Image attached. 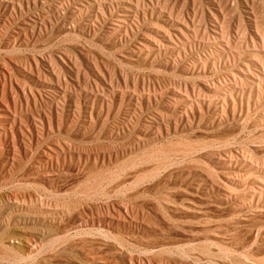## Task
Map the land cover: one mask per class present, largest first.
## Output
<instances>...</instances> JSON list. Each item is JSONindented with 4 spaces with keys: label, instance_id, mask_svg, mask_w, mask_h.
<instances>
[{
    "label": "rangeland",
    "instance_id": "1",
    "mask_svg": "<svg viewBox=\"0 0 264 264\" xmlns=\"http://www.w3.org/2000/svg\"><path fill=\"white\" fill-rule=\"evenodd\" d=\"M58 1L41 0V18ZM9 3L0 0V129L40 112L58 121L41 122L13 166L0 157V264H264V0H216L217 20L211 0H156L191 19L192 47L160 55L141 36L110 35V15L66 20L67 9L13 48ZM33 56L52 57L67 86L14 107L7 71L23 81ZM57 66L42 62L41 82ZM190 101L202 112L186 118ZM160 114L168 133L151 126ZM40 151L59 158L35 167ZM19 184L24 206L8 199Z\"/></svg>",
    "mask_w": 264,
    "mask_h": 264
},
{
    "label": "bare ground",
    "instance_id": "2",
    "mask_svg": "<svg viewBox=\"0 0 264 264\" xmlns=\"http://www.w3.org/2000/svg\"><path fill=\"white\" fill-rule=\"evenodd\" d=\"M82 1L84 0H59L52 8L44 11V17L41 18V9L37 8L41 4V0H9L7 17L15 28L10 34L11 46L16 48L20 45H27L29 38H37L41 35L42 29L52 25L53 21L59 18L61 9H67L66 20L75 19L84 10L91 11L90 23L104 20L106 15H110L115 24L109 27L108 33L110 35H119L121 39L135 35L141 36L139 44L146 54L160 55L167 53L168 48L171 47L173 48L171 49L172 51L176 50L181 54L192 47L191 42L188 40L191 19L182 10H175L171 7L163 8V6H157L156 8L154 7L156 0H108L109 3L107 5H102L98 0H87L82 5ZM71 2L76 4L79 2V4H75L76 6L69 8ZM211 4L214 10L208 6L207 11L217 20V17L221 16V11L216 0H211ZM163 11H168V17L165 21H158L154 25L146 22L150 18H153V16L159 17L163 14ZM25 14L27 17H23ZM21 16L22 18L19 20ZM168 24L173 28L167 27ZM150 26H153L155 29H151ZM88 27L95 28L94 25H88ZM206 29L208 28L206 27ZM251 37H253V34H251ZM178 43L180 44L178 45ZM169 45L171 47H168ZM44 61H48V64L52 67L57 66V62L52 57L46 58L45 56H40L37 58L33 56L29 57V61L27 62L28 70H24L22 74L23 81H20L13 72L7 71L6 79L14 107L22 106L23 104L29 107L32 103H37L39 99L41 100V87L53 90L55 86L62 84L67 86L68 80L64 72L65 69L61 66H57L56 73L51 72V77L48 78L50 81L41 82L43 75L41 63ZM54 81H56L55 85ZM31 85H35V88L30 87ZM18 95L22 101L17 98ZM148 99L150 100V98ZM223 99H227V96H224ZM105 102L106 99L102 97L98 107L100 110L103 108ZM94 109L95 106L93 104L87 107L86 111L89 117L92 116ZM201 112L202 110L197 108L196 104L192 101L184 105L183 113L186 118ZM55 117V119L53 118L54 120H51V117L44 116L40 112L36 117H26L18 125L15 118L11 119L10 125L12 129L10 132L0 129V143L3 140L9 146L8 154L10 155V157H4V152L0 147V157L3 158L2 164L13 166L15 161L21 160L23 156L28 155V143L38 139L41 135V122L46 123L48 128L52 129L53 125L55 126L58 121V116L56 115ZM164 118V115L160 114V120L158 122L153 121L151 125L152 127H156L160 134L168 133L169 131L168 126H164ZM126 126V122L118 124V128L121 129ZM54 158L58 160L59 157L57 154L53 157L40 151L36 157L35 167L40 168L41 164L51 163ZM26 189L27 185L19 184L15 190L10 192L8 199L14 201L16 205H19V202H21V206H24V202L28 198ZM138 262L141 263L140 260L129 258L128 263L138 264Z\"/></svg>",
    "mask_w": 264,
    "mask_h": 264
}]
</instances>
